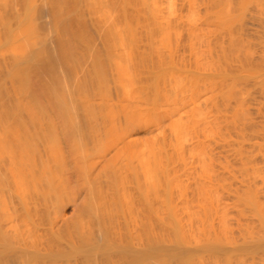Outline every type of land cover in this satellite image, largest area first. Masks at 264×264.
<instances>
[{"label": "bare ground", "instance_id": "bare-ground-1", "mask_svg": "<svg viewBox=\"0 0 264 264\" xmlns=\"http://www.w3.org/2000/svg\"><path fill=\"white\" fill-rule=\"evenodd\" d=\"M249 9L0 0V264H264Z\"/></svg>", "mask_w": 264, "mask_h": 264}, {"label": "rangeland", "instance_id": "rangeland-1", "mask_svg": "<svg viewBox=\"0 0 264 264\" xmlns=\"http://www.w3.org/2000/svg\"><path fill=\"white\" fill-rule=\"evenodd\" d=\"M252 4H253V3H252ZM252 4H250V5H252ZM254 4H255V3H254ZM256 5H257V3H256ZM252 7H253V6H252ZM254 7H255V6H254ZM258 7H259V6H258ZM248 8H249V7H248ZM250 8H251V7H250ZM259 8H260V7H259ZM258 10H259V9H258ZM258 10L256 9L255 11L258 12ZM261 10H262V9H261ZM246 11H247V12H246ZM246 11H245V14H244L243 19H242V21L244 22L243 26H245V28H244L243 26H242V27H243L245 30L247 29V26L250 27V25H251V23H252V22L250 23L249 21H247V20H249V19H248L249 17H250V21H251V20L254 21V20H256L257 18H260V17H259L260 14H258L257 12H255V14L257 13V15H258V17H256V15H254V11L252 12V9H251V10L249 9V10H246ZM248 11H251V12H249L251 15H249ZM262 11H263V10H262ZM259 12H260V10H259ZM263 12H264V11H263ZM260 13H262V12H260ZM262 14H263V13H262ZM262 14H261V18H262ZM251 18H253V19H251ZM261 18H260V20H263V19H264V17H263L262 19H261ZM245 19H246V21H244ZM260 20L258 19V20L254 21V22H255L256 26H260V28H263V29H264V25H262L263 22H264V20H263V22L261 21L262 24L260 23ZM257 21H258V22H257ZM245 22H246V23H245ZM254 22H253L252 24L255 26ZM257 23H258V24H257ZM249 24H250V25H249ZM253 25L251 26L252 28H254ZM249 27H248L247 30H249V29L251 28V27H250V28H249ZM260 28H259V29H260ZM244 29H242V30H244ZM256 29H257V27H256ZM242 30H241V31H242ZM245 30H244V31H245ZM254 30H255V28H254ZM254 30L251 29V31H252L253 33L256 31V30H255V31H254ZM244 31H242V37H244V38H245V37H248L247 39H248V40L250 39V40H249V43H250V41H251L252 37L254 36V34L252 33V34H253V35H252V34H251V31L249 30V31H248V34L246 35V33H245ZM257 31H258V33H259V30H258V29H257ZM257 31L255 32L256 34H257ZM260 31H261V30H260ZM243 32H244V33H243ZM246 32H247V31H246ZM249 33L251 34L252 37L249 35ZM256 34H255V35H256ZM260 34H261V35H260ZM248 35H249V36H248ZM263 35H264V32L259 33V36H263ZM256 36H257V35H256ZM263 37H264V36H263ZM260 38H262V37H260ZM256 39H257V37H256ZM258 39H259V37H258ZM263 39H264V38H263ZM254 40H255V38H254ZM259 40H260V39H259ZM252 41H253V39H252ZM260 41H261V40H260ZM260 41H259V42H260ZM252 43H253V42H252ZM255 43H257V41H256ZM255 43H253V44H255ZM253 44L250 43V47H251V49H252V48L254 49V52H253V53L256 54V56H258L259 53H263V57H264V49H263V48H264V46H263L264 43H263V45H262V43L259 44V46H260V45L262 46V47H261L262 49H261V48H260V49H256V46H257V45L254 47ZM257 44H258V43H257ZM259 46H257V48H259ZM253 49L251 50V52L253 51ZM255 51H256V52H255ZM257 52H258V53H257ZM253 53H251V54H253ZM253 56L255 57V55H253ZM259 56H260V57H258L259 59H256L257 57H255V58L252 57V58H254V59H256V60L253 59V62H254V63H251L252 61H250V63H251L252 65H254V66H255V64H256V66L259 65L258 67H262V65L264 64V62H263V64H260V62L264 61V58H263V57L261 58V55H260V54H259ZM250 58H251V57H250ZM252 58H251V59H252ZM257 60H258V61H257ZM255 61H256V63H255ZM259 61H260V62H259ZM243 62H244V61H243ZM258 62H259V64H258ZM263 66H264V65H263ZM252 68H253V66H252ZM255 69H256V68H255ZM255 69H254V70L252 69V71H254V72H253L254 75H255V73L257 74V71H256L257 69H256V70H255ZM258 69H259V68H258ZM261 69H263V67H262ZM255 71H256V72H255ZM259 73H261V72H260V69H259ZM262 73H264V70L262 71ZM258 75H259V74H258ZM259 76H260V75H259ZM254 77H255V76H254ZM254 77H250V78L248 77L250 80H248V78H247V79L241 78V80L243 79V80L241 81V86H242V84H243V86H246V87H247V86H250L251 88L253 87V89H254V88H256V89L259 88V84L256 85V84L258 83V82H257L258 79H257V78H254ZM252 78H253V79H252ZM261 78H262V75H261ZM246 80H248V83L246 82L247 84H244ZM255 81H256V82H255ZM259 81H260V83L262 82L261 79H260ZM242 82H243V83H242ZM250 82H251V83H250ZM263 85H264V83H263ZM243 86H242V87H243ZM257 86H258V87H257ZM246 87H243V88H245V90L248 92V99H249V100H248V101H249L248 104L252 103L253 100L256 102V100H258L257 97L261 98V100L264 99V96H263L264 94H261V91H260L261 89H260V90L258 89V91H260V92H258L257 90L254 89V90H255V93L258 92L259 95L256 93L257 95L254 96V94H252L253 96H250V92H251V91H249V88L246 89ZM262 87H263V88H262ZM262 87H260V88H262L263 93H264V86H262ZM254 90H252V91H254ZM252 93H253V92H252ZM260 94H261V95H260ZM249 97H250V98H249ZM251 97H254V98L256 97L257 99H256V100L253 99V98L251 99ZM258 101H260V100H258ZM258 101H257L256 104H257V105L259 104V106H257V107H259V108L261 109V112H259V110H260L259 108H258L259 110L255 108V107H256V104H255V103L251 104V105H253V107H252L251 105H249V106H250L249 109H250L251 111H254V112H252V113H250V114H252L253 116H254V115L256 116V117H253V116H252V117H253L252 120H253L254 118H256L255 120H253V125H254L255 130L257 129L256 131H261V132H263L264 128H263V130H260V129H262V128H260V126L258 125V124H259L258 122H260V121H261L262 123L264 122V116L262 117V115H264V114L262 113V112L264 111V106H262L261 101H260L259 103H258ZM263 101H264V100H263ZM262 103L264 104V102H262ZM254 104H255V106H254ZM260 106H261V107H260ZM251 108H252V109H251ZM262 110H263V111H262ZM251 111H250V112H251ZM253 113H254V114H253ZM261 113H262V114H261ZM256 114H260L261 116H259V115L257 116ZM259 118H260V119H259ZM254 121H255V122H254ZM263 124H264V123H263ZM263 124H262V125H263ZM260 125H261V123H260ZM257 127H259V128H257ZM261 127H262V126H261ZM263 127H264V125H263ZM68 208H69V207H68ZM67 211H68L67 214L70 215V214H71V210H70V209H67Z\"/></svg>", "mask_w": 264, "mask_h": 264}]
</instances>
